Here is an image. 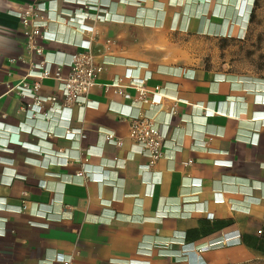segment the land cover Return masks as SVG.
<instances>
[{"label": "crops", "instance_id": "0c3cea01", "mask_svg": "<svg viewBox=\"0 0 264 264\" xmlns=\"http://www.w3.org/2000/svg\"><path fill=\"white\" fill-rule=\"evenodd\" d=\"M80 1L0 0V264L264 258V79L230 64L255 0ZM32 4L43 54L29 47L30 26L18 15ZM84 40L102 66L89 106L52 111L45 103L30 118L24 108L34 99L14 87L33 83V64L45 59L52 76L38 94L64 103L53 74L61 66L68 75ZM128 71L151 75L149 94L163 89L158 106L138 100ZM116 77L130 98L111 86ZM138 111L166 134L150 168L129 137ZM68 126L84 135L62 137ZM235 229L238 243L205 245Z\"/></svg>", "mask_w": 264, "mask_h": 264}, {"label": "built area", "instance_id": "2783aa9c", "mask_svg": "<svg viewBox=\"0 0 264 264\" xmlns=\"http://www.w3.org/2000/svg\"><path fill=\"white\" fill-rule=\"evenodd\" d=\"M56 2L58 0H42ZM75 2H81L80 0H72ZM87 7H95V3H83ZM34 5H30L29 8L18 15L21 17L23 24L30 26V29L26 32L29 41V47L34 48L39 54H43V49L35 44V37L40 34L41 24L30 23V16L34 12ZM75 14H82L83 9L77 8L74 10ZM250 21V19H249ZM231 34V33H230ZM246 33H243L241 37H244ZM81 50L75 52L72 55V59L69 63L70 71L67 76L62 75V68L58 66L57 70L54 72L53 76L58 81V87L62 93L64 103H60L57 95L41 96L38 94L41 82L43 79L51 77L52 72L48 62L44 59L39 63L33 64V68L29 73L30 76L36 78L33 83H28L26 81L21 82L16 85L14 89L23 98L34 99L33 103L27 104L24 108L26 114L33 118L38 113H41L42 106L45 103L50 104V110L61 111L64 108H68L72 111L73 106H77L79 109H86L89 104V93L91 87L96 83L97 74L102 70V66H97L93 63V57L91 54V42L89 40H84L80 44ZM125 77L131 79V84L138 91V100L141 103H149L152 107H156L160 104L162 96V88L157 87L155 95H150L145 87L146 81L151 77L150 74L143 77H133L128 71ZM120 77H116L111 86L116 89L117 92L123 94L125 97L130 98L131 96L125 92L120 86ZM175 113V109L171 114ZM76 131L80 135H84L83 129L73 130L69 126L65 130L62 137H71ZM47 135H52L51 132H47ZM129 137L132 139L133 144L136 145L140 153L146 154L150 161L145 166V168H150L155 161H157L165 153V142L166 134L161 129V127L154 121L153 117L147 116L143 111H138L131 118V125L129 130ZM106 138L108 141L121 145L122 140L117 138L113 132L106 133ZM67 160L64 164H67ZM80 175H85L86 171L83 170L79 172ZM87 175V174H86ZM22 209V208H21ZM240 241L239 230L235 229L233 231L221 234L220 236L210 239L206 242V246H225L228 244H235ZM205 245H195L194 249L197 252L203 250ZM56 260H59L58 257ZM62 261V260H60ZM64 261V260H63ZM71 264V261H67Z\"/></svg>", "mask_w": 264, "mask_h": 264}, {"label": "rangeland", "instance_id": "374dc122", "mask_svg": "<svg viewBox=\"0 0 264 264\" xmlns=\"http://www.w3.org/2000/svg\"><path fill=\"white\" fill-rule=\"evenodd\" d=\"M253 12L245 36L230 44V64L245 75L264 79V0H257ZM246 264H264V258Z\"/></svg>", "mask_w": 264, "mask_h": 264}, {"label": "trees", "instance_id": "16d2710c", "mask_svg": "<svg viewBox=\"0 0 264 264\" xmlns=\"http://www.w3.org/2000/svg\"><path fill=\"white\" fill-rule=\"evenodd\" d=\"M256 4H257V0H255V4H254V7L256 6ZM254 10V9H253ZM253 11H252V13H251V17H250V22H251V19H252V16H253Z\"/></svg>", "mask_w": 264, "mask_h": 264}]
</instances>
